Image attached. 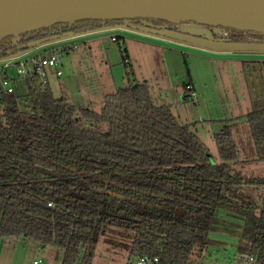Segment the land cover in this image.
Wrapping results in <instances>:
<instances>
[{"label":"trees","instance_id":"trees-1","mask_svg":"<svg viewBox=\"0 0 264 264\" xmlns=\"http://www.w3.org/2000/svg\"><path fill=\"white\" fill-rule=\"evenodd\" d=\"M123 23L83 21L11 37L0 42V59L61 32ZM5 76L14 91L2 87L0 75V242L22 237L60 248L61 264H92L100 237L114 229L132 232L130 259L151 255L161 264H192L222 207L246 214L238 252L264 264V200L253 222V197L243 189L264 180L231 177V163L240 158L231 133L214 134L220 162L213 161L190 124L172 105L158 104L146 81L133 77L106 95L98 112L55 97L49 82L22 77L31 100L23 110L14 86L21 76ZM189 85L185 101L194 100ZM246 117L264 161V94Z\"/></svg>","mask_w":264,"mask_h":264},{"label":"rangeland","instance_id":"rangeland-1","mask_svg":"<svg viewBox=\"0 0 264 264\" xmlns=\"http://www.w3.org/2000/svg\"><path fill=\"white\" fill-rule=\"evenodd\" d=\"M113 35L117 40L112 39ZM78 42L75 51L60 55L63 75L56 78L51 73L55 97H65L75 106L99 112L105 96L127 87L133 77L146 81L158 104L172 105L175 116L190 124L209 148L213 161L220 162L214 134L222 128L232 134L240 154L239 161L230 167L235 181L264 180V161L257 158L246 117L253 101L264 94V53H216L121 30L84 36ZM130 69L133 74L128 75ZM187 84L194 88V100H184ZM14 86L20 108L28 109L31 100L24 79L17 77ZM243 189L253 197L255 222L264 200V184L245 183ZM245 218V213L218 207L207 247L196 249L194 260L238 264V241ZM132 240V232L107 231L99 239L92 264H127ZM62 259L63 251L53 245H40L22 237L0 242V264H61Z\"/></svg>","mask_w":264,"mask_h":264},{"label":"water","instance_id":"water-1","mask_svg":"<svg viewBox=\"0 0 264 264\" xmlns=\"http://www.w3.org/2000/svg\"><path fill=\"white\" fill-rule=\"evenodd\" d=\"M135 19L230 28L264 36V0H0V42L62 24L124 20L123 24L94 31H68L32 41L28 44L30 50L2 58L0 62L48 44L115 28L216 53H264V42L206 39L129 22Z\"/></svg>","mask_w":264,"mask_h":264},{"label":"built area","instance_id":"built-area-1","mask_svg":"<svg viewBox=\"0 0 264 264\" xmlns=\"http://www.w3.org/2000/svg\"><path fill=\"white\" fill-rule=\"evenodd\" d=\"M117 30L126 31L122 28H115L97 33L113 32ZM89 35L93 34L82 35L48 44L30 51L25 55L0 62V64L2 63L0 66V75H4V77L1 79L2 87L8 92L14 91V87L11 84L10 79L5 76L6 72L11 70H14L16 75L21 77H27L30 79L39 78L42 85H45L47 82H49L51 72L54 73L56 77H61L63 75L62 69L60 67L61 53H72L79 46L78 39ZM112 39L117 40L116 35H113ZM35 51H38V53L32 54ZM126 62L128 63L129 60H126ZM187 88L188 91H191L190 97L194 99L196 97V93L193 90V87L189 85ZM129 264H161V259L158 256L140 255L138 257L131 258ZM192 264L206 263L202 260H194ZM238 264H257V262L254 255L244 253L241 254V259Z\"/></svg>","mask_w":264,"mask_h":264},{"label":"flooded vegetation","instance_id":"flooded-vegetation-1","mask_svg":"<svg viewBox=\"0 0 264 264\" xmlns=\"http://www.w3.org/2000/svg\"><path fill=\"white\" fill-rule=\"evenodd\" d=\"M129 22L135 25H147L149 27L158 30H169V31L185 33L189 35H195L201 38H206V39L211 38L214 40H220L226 42H242V43L264 42V36L260 34L253 32H241L230 28L211 27V26L197 25L192 23H169L160 20H145V19H135V20H130ZM80 23H83V21ZM67 26L68 25L62 24L60 25L59 30L62 31Z\"/></svg>","mask_w":264,"mask_h":264},{"label":"crops","instance_id":"crops-1","mask_svg":"<svg viewBox=\"0 0 264 264\" xmlns=\"http://www.w3.org/2000/svg\"><path fill=\"white\" fill-rule=\"evenodd\" d=\"M9 72H10V74H13V75L16 74L14 70H11V71H9ZM51 73H52V72H51ZM51 76H52V75L50 74V77H51ZM50 77H49V83H50ZM55 77H56V76H55ZM56 78H58V77H56ZM129 261H130V258H129L127 264H129ZM202 261L205 262L204 259H203ZM206 264H207V263H206Z\"/></svg>","mask_w":264,"mask_h":264}]
</instances>
